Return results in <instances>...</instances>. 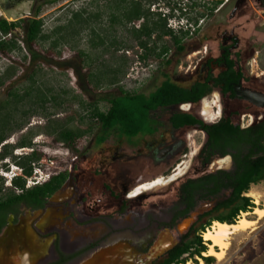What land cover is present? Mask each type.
<instances>
[{
    "label": "rangeland",
    "instance_id": "1",
    "mask_svg": "<svg viewBox=\"0 0 264 264\" xmlns=\"http://www.w3.org/2000/svg\"><path fill=\"white\" fill-rule=\"evenodd\" d=\"M46 1L0 0V19H5L7 22L33 18L37 9L40 8L38 16L43 20V33L50 36L48 40H41L33 44L29 50L23 43L24 35L20 30H16L15 35L12 34L11 37H15L20 51L7 55L0 54V75L10 68H15L13 69L15 70L13 77L0 88V105L9 101V95L12 92L19 95H24L25 92L31 94L30 98L29 96L26 97L18 108L21 112L29 111V116L24 118L26 128L20 132H13L3 144L14 145L29 131H39L32 138V143L35 146V152L41 155V160L39 166L34 167L31 177L27 178L26 184L30 187L36 183H42L48 176L68 172L71 161L76 157L75 163L79 168L76 174L82 173L83 178L93 179L92 189H98V191L96 190L97 192L92 193L88 198L91 199L92 203L95 201L97 203L95 209H93L92 203L89 204L91 206H89L88 217L83 218L82 221L90 223L88 233L92 232L99 237L103 236V238L108 239V242L114 241L113 247L102 252V254L108 253V256H103L97 260L94 258L100 256H84L71 264H126L128 259L139 264L137 260L133 259L135 256L132 257L134 251L142 249L139 251L142 254L136 257H140L141 261L144 262L151 251L156 252L157 243H161L163 247L167 248L172 244H177L195 217L211 210L216 200L200 202L187 218L177 222L170 229L159 228L155 230L152 228L154 231L151 235L149 234L151 230L145 228H140L134 232L135 229L130 227L132 221L143 222L144 215L152 220L158 217L160 219V213H163L177 200L178 189L183 181L212 173L217 167L211 165L208 168L203 167L197 159L198 150L205 141L204 134L197 128H184L177 132L175 137L184 144L183 148L167 157V159L171 157L170 163L166 164L167 161H164L160 167H155L153 153H156V149L162 151L168 145L167 143L163 144V141L161 142L159 135L164 131L171 132L167 121L171 111L160 113V117H163L161 120L163 127L155 135H139L132 139H126L111 132L102 144L97 145L96 139L100 136V131L89 118L90 108L88 104L96 103L101 111H106L109 106L107 101L119 96V88L128 92L148 95L167 78L182 87L191 85L196 80L194 69L199 64L201 57L204 56L205 52H208L209 56H216L221 42L219 35L230 34L231 32L238 43L235 53L238 54V63L244 73V87L264 94V9L256 0H224L212 16L199 19L196 27L187 25L190 32L188 37L183 40L185 53L178 54L168 37L160 41L153 35L152 43L149 46L156 44L160 48L165 45L168 52L163 58L157 59L148 56L141 60L140 58L144 55L143 50L124 27L111 26L109 12L107 7H104L105 4L99 3L96 6L91 3V0H60L55 4L44 3ZM210 1L158 0L155 7L150 6V11L164 14L168 9V3L169 8H171L175 6L174 4L182 2L189 6L185 9L187 16L193 18L196 12H205L204 6L207 7L205 3ZM194 3L196 7L192 8ZM180 6L182 7L181 3ZM174 9V14L177 16L179 12L176 7ZM80 11H83V19L92 17L96 13L99 14V18H91L89 23L80 29L79 34L71 41L61 43L59 36L69 31L68 25L75 26L72 14ZM140 24L141 21L135 22L133 26L138 28ZM185 25V19L179 20L177 18L167 22V26L175 33H178V26ZM64 27L66 28L62 31ZM91 29H94L105 40L106 45L104 47H94L97 39L95 40V36L91 34ZM57 39L59 41H56L57 44L53 46L52 43ZM113 41H115L116 47H107ZM105 47L109 49L105 50ZM79 52H83L84 56L87 57L85 64L80 63L82 58L79 57ZM165 60H169L170 64L166 65ZM110 70L114 72L119 70V73L117 72L113 76ZM91 74L94 76L91 77ZM97 78L100 79L101 83L99 88L94 87ZM109 81L114 84L109 85ZM37 90L47 94V97L54 96L56 101L48 100L41 109L40 103H36ZM213 92L217 93L216 91ZM204 99L212 102L214 100L213 94ZM34 101L35 103H33ZM79 102H82L84 106H81ZM221 105L223 116H230L234 124L239 123L243 127L252 123V119L255 122L260 115H264V109H255L238 100L224 99ZM199 107L200 104L193 106L191 113L197 111ZM214 110L215 112L218 111L217 108ZM17 116V123H19L22 120L20 118L22 115L18 114ZM248 116L252 118L250 119ZM217 120L214 119L213 123ZM48 121H55L64 127L83 131L91 126L92 131L77 139L71 147H65L55 141L52 136L44 133ZM166 138V141L170 142L169 135H166ZM194 150H197V155L192 159L186 176L172 184L143 192L131 200L127 199L129 194L126 191L132 190L140 183L162 177L165 175L164 169H167L169 173L172 171V167H176L185 161L183 158L185 154ZM30 151L28 149L24 152L17 150L16 153L23 154ZM16 153L15 150L12 151L13 156H16ZM6 161L12 163L10 159ZM0 168H3L1 163ZM229 168L230 165L228 164L221 169L228 170ZM0 178L4 189L12 188V184L10 187L7 185V179L1 176ZM107 185H109L110 190L116 192L119 200L115 201L113 196H108L109 193L103 189V186ZM227 195L228 192H224L221 196L226 197ZM246 197L252 202L251 211L246 214L249 219H256L251 214L255 208H264V181L252 185ZM119 201L123 207L117 209ZM242 214L245 213H241L236 221ZM23 219L24 228L22 231L19 230V237L15 233L9 240L12 242H15L14 239L20 240V235L24 237V240L32 237L34 239H31L36 241L34 245H37V242L41 244L39 246L42 256H37L38 249L34 245L28 252L27 248L29 250L30 245L26 243L13 256L14 264H30L31 258L36 264L48 260L52 255V236L43 240L33 231L34 227L39 228V225H45L46 220L41 222L42 215L28 212L24 214ZM60 222L61 224L57 225L56 220L53 224L46 223V226L49 225L50 229L52 227L62 229L63 244L74 241L75 237L77 238L84 233L83 231L72 232L74 226L71 223ZM148 226L151 227V225ZM201 239L205 242L202 235ZM117 241L120 244H117ZM228 245L223 260L217 261L214 258L213 264H264V218L257 222L252 231L231 236ZM207 249L209 250L208 245ZM119 250L123 252L122 255L124 256H116ZM214 250L218 251L217 248ZM200 261L198 260V263Z\"/></svg>",
    "mask_w": 264,
    "mask_h": 264
},
{
    "label": "trees",
    "instance_id": "2",
    "mask_svg": "<svg viewBox=\"0 0 264 264\" xmlns=\"http://www.w3.org/2000/svg\"><path fill=\"white\" fill-rule=\"evenodd\" d=\"M58 1L60 0H47L44 3L55 4ZM223 1L211 0L205 3L207 6H204L205 12H196L193 18L187 16L185 9L189 6L182 2H180L182 7L179 2L174 4L179 12L177 16L174 14V7L169 8V3L164 14L151 12L150 6L155 7L158 0H91V3L96 6L99 3L105 4L104 7H107L109 12L111 26L118 25L126 29V32L143 50L144 55L140 59L144 60L148 56L157 59L163 58L168 52L165 45L160 48L156 44L149 46L152 43L153 35L160 41L168 37L178 54L185 53L183 40L188 37L190 32L187 25L196 27L199 19L212 16L214 11L223 4ZM260 3L261 7L264 8V0H260ZM195 7L196 4L194 3L192 8ZM39 11L40 8L37 9L33 18L19 19L15 22L0 19L1 55L20 51L15 37H11L12 34L15 35L16 30H20L24 35L23 43L29 50L33 44L50 38L49 35L43 33V20L38 16ZM82 14L83 11L72 14L75 26L68 25L69 31L59 36L61 43L71 41L79 34V30L89 23L91 18H99V14L96 13L92 17L83 19ZM177 18L179 20L185 19L186 25L178 26V33H175L167 26V22ZM139 21H141V24L138 28H135L133 23ZM129 26L130 28H128ZM55 32L57 31L55 30ZM91 34L95 36V40L97 39L94 47H104L106 45L105 40L94 29H91ZM7 37L9 38L6 39ZM59 40H55L52 43L53 46ZM234 43H237V41ZM107 47H116L115 41L109 43ZM107 49L109 48L105 47V50ZM78 55L82 58L80 63L85 64L87 58L84 56L85 54L79 52ZM235 61L238 62V54H236L235 59L227 56L223 61L226 71L218 78L208 77L204 82L193 83L187 87L179 86L166 79L148 95L128 92L119 88V96L107 101L109 106L106 111H101L96 103H89V118L100 131V136L96 139L97 145L102 144L111 132L126 139H132L139 135L152 136L162 125L158 121L160 113L181 105L191 104L195 106L215 87L220 88L222 95L235 99L233 88L242 79V74L240 72L236 73L234 70ZM165 64L169 65L170 61L165 60ZM13 69L15 68H10V70L0 75V88L13 77L15 71ZM115 72L110 70L113 76L117 72L119 73V70ZM113 78L116 80L115 77ZM210 82L212 86H209ZM113 84V82L109 83V85ZM32 85H34V82H32ZM100 85V79L97 78L94 87L99 88ZM28 96L29 98L31 96L29 92H25L24 95L12 92L9 95V101L0 105V161L10 159L13 164L21 169V175L12 180L11 189H4L0 178V226L4 224L5 214L12 212L14 207L19 204L26 205L30 209L41 208L45 199L52 196L66 178V173L60 172L51 176L45 183H37L33 187L26 188L27 178L31 177L34 167L39 166L41 160V155L35 152V146L32 143V138L38 134V130L29 131L14 145L3 144L13 132H20L26 128L24 118L29 116V111L21 112L18 108ZM35 98L36 103H40L41 109L48 100L56 101L54 96L47 97V94L40 90L36 91ZM79 103L84 106L82 102ZM18 114L22 115L20 117L22 120L19 123L16 119ZM168 124L174 130L197 128L204 133L206 141L198 155L202 165H208L216 158L229 155L232 160V169L208 173L190 179L181 185L177 208L184 206V210L177 212L174 219L186 217L199 202L209 200H216V202L209 212L198 217L186 235L182 237L180 243L168 251L158 264H197L198 260H201L204 264H213V257L203 255L208 251L207 245L209 243L203 242L201 235L211 226L212 222L234 224L241 213L251 211L252 202L246 197V194L252 185L264 181V118L247 128L241 129L239 125L234 124L230 116H223L216 123L205 125L190 113L173 112L168 119ZM91 131V126L83 131L64 127L55 121H48L44 133L52 136L59 144L71 147L77 139L82 138ZM26 149L31 151L16 156L12 155L13 150L24 152ZM222 192H228V195L223 197L221 196L223 195ZM59 257V260L52 264H65L73 258V256Z\"/></svg>",
    "mask_w": 264,
    "mask_h": 264
},
{
    "label": "flooded vegetation",
    "instance_id": "3",
    "mask_svg": "<svg viewBox=\"0 0 264 264\" xmlns=\"http://www.w3.org/2000/svg\"><path fill=\"white\" fill-rule=\"evenodd\" d=\"M256 1L260 3V0H256ZM260 6H261V3H260ZM219 40L221 42L219 43V46L217 49V55L216 56H209L208 52H205L204 56L201 57V59L199 60V64L194 69V76H195L196 80L193 83L204 82L208 79V77H212L213 79L218 78L222 73H224L226 71V69L224 67V62H223L225 60V58L228 56V58L233 59V57L236 56L235 50L238 46L237 45L238 43H234L235 41H237V39L235 37H233L232 32L230 34L224 33L222 35H219ZM234 68H235L234 70L236 73L240 72L242 74V79L239 80V82L236 85H239V88H241V89H247L246 87H244L245 82H244L243 70H242L241 66L239 65V63L238 62L236 63V61H235V67ZM209 86H212L211 82L209 83ZM234 88H233V93L235 94V99H231L227 95H225V96L222 95L219 87L213 88L211 93H209L206 96V97H208V96L213 94L214 100L212 102L207 101L208 103H210L212 111H213V120L218 119L217 121H219L223 117V108H222L221 104H222V101L224 99L234 100V101L238 100V101H241L243 103L250 105L249 103H247L243 99L236 96ZM213 91H216L217 93H215ZM258 93H260V92H258ZM206 97H204V98H206ZM204 101H206V100L202 99V102L200 101L198 103V104H200V107L197 111H195L194 113H191V111H189V112L196 119H198L202 122L204 121L206 123L214 124L217 121L214 123H213V120L211 122H208L209 120H207V118L205 117V115L202 111V103ZM184 106H186V105H184ZM250 106L255 108V109H258V110L264 109V106H262V107H256V106H252V105H250ZM215 108H217L218 111L215 112V110H214ZM167 111H171V113L175 112L174 109H170ZM171 113H170V115H171ZM160 115L161 114H159V116H158V121L161 123V120L163 117L161 118ZM170 115L167 117V121H168ZM233 116H236V114H233ZM248 117L250 119L252 118L251 116H248ZM263 118H264V115H262V116L260 115L255 122H258V121L262 120ZM237 122H238V119H237ZM255 122H253V119H252V123H250L246 127L240 126L239 123H237L236 125H239L241 129H244V128L249 127L250 125H252ZM161 124L162 125L159 127L158 131L163 127V123H161ZM170 130H171V132L164 131L163 133H161L159 135L161 138V142L163 141V144L167 143L168 145L162 151H159V149H156L155 150L156 153H153V163H154V165H156L155 167H160L164 161H167L166 164L170 163L171 157L169 159H167V157H169L170 154L175 153L176 151H179L184 146V144L181 142V140L179 138L175 137V134L177 132H179L181 129L180 130H174V129H172V127H170ZM158 131L156 133H158ZM166 135L167 136L169 135L170 142L166 141L167 140ZM205 141H206V136H205ZM205 141H204V143H205ZM204 143L202 144V146L198 150V155L201 152V149H202ZM194 151H196V152H195L194 156L192 157V159L194 157H196L195 155H197V150H194ZM194 151H192V152H194ZM150 153L152 154V152H150ZM190 153L191 152H189L188 154H185L183 156L185 161L188 160L187 157H188V155H190ZM227 157H230V156L226 155L222 158H216V159L212 160L208 165L207 164L206 165L201 164V166L208 168L211 165V166H215L217 168H224V167L228 166V164H229L230 168L228 170H226V171H229L230 169H232V160L230 157V161H229ZM192 159L189 160L188 169L186 170V172L182 176L179 175L180 177L174 179L173 181L169 182L168 184H172L176 180L186 176V174L188 173V171L190 169ZM197 159L199 161H201L198 156H197ZM76 160H77V157L71 161L70 169L68 172H65L66 178H65V181L63 182V184L61 185V187L52 196L45 199L43 206L41 208L30 209L26 205L19 204L16 207H14V210L12 212H8L5 214L4 224L0 226V235H1L0 236V264H14V261L12 260L13 256H15V254L19 250L22 249L21 247H24L25 244L28 243V245H30V246H29V250L27 248V251L30 252L31 251L30 249H32V246L34 245V243H36L35 240H32L34 238L31 237L32 238L31 239V238L26 237L27 239L24 240V237H22V235H20V238H19L20 240L14 239L15 242H12L9 240L12 237V235L15 233L19 237V233H20L19 230L22 231L24 228V219H23L24 214L27 212L42 215L43 219H41V222L46 220L47 224H53V222L55 223L56 220H57V223H56L57 225L61 224L60 221H62L63 223H71L74 226L73 230H71L72 232L73 231H76V232L83 231L85 233V234L83 233V234L79 235L77 238L75 237L74 241L72 240L70 243L66 242L63 244L64 237H63L62 229L60 230V228H58V227L56 229H54L53 227L50 229L49 225L46 226L47 225L46 223H45V225H39V228L34 227L33 231L35 232V234L40 239L44 240V239L52 236V247H51L52 248L51 249L52 255H51V257L48 260H45L44 262L37 263V264L55 263L59 260V258H60L59 256H73V258L70 261L66 262L65 264H71V263L83 258L84 256H89V255L100 256L98 258H94V260L100 259L103 256H108V253L102 254V252H104L108 249H111V247H113L112 244L114 243V241L108 242V239L103 238V236L99 237V236L95 235L96 233H92V232L88 233V225L90 223H84L82 221L83 218L88 217L89 206H91L89 204L92 203L91 199H89L88 197H90V195L92 193L97 192L98 189H96L97 191L92 189L93 182H94L92 178H83L82 173H79V175L76 174L77 170L79 169L75 163ZM222 160L223 161L226 160L227 162L225 164L223 163L222 166H218V162L222 161ZM185 161H182L179 165H181ZM179 165H177L176 167H172V171H169V173H168L167 169H164L165 175H163L162 177H158V178H156L152 181H149V182L140 183L139 185H137L132 190L126 191L129 194L128 195L129 197H127V199L131 200L132 198L138 197L143 192H146L144 190H138L139 194L137 196H135V197L131 196V193L134 192L137 188H139L143 184H146V185L152 184L157 179H163L166 181L169 177H171L175 173V170L177 169V167ZM217 171H219V170H217ZM215 172H216V170L212 173H215ZM50 177L51 176H48L45 180L42 181V183H45ZM188 180H190V179H186L185 181H183V183L181 185L186 183ZM42 183H38V184H42ZM168 184H166V185H168ZM181 185L179 186V189H178L177 200L174 203H172L167 209H165V211L163 213H160L161 218L159 219V217H158V218H154V220H152L151 218H148L147 215H144L145 219L143 222L139 221V220L138 221L133 220L132 223L130 224V227L135 229L134 232H137V230L140 228L141 229L145 228V229L151 230V232L149 233L151 235L152 232L154 231V229L155 230H157L159 228L170 229L177 222L187 218V216L196 208V206L200 202L196 204L195 208L186 217L174 219L177 212L184 210V206L177 208V205L179 203V194H180L179 191H180ZM33 186H31V187H33ZM163 186H165V185H163ZM26 188H30V186H28L26 184ZM155 188H157V187H155ZM155 188H152V189H155ZM103 189H104V191L109 193L108 196H113L115 201L119 200V198H117L116 192L114 190L109 189V185L103 186ZM152 189H150V190H152ZM150 190H147V191H150ZM223 193L224 192H222V194ZM209 201H212V200H209ZM96 203H97V201L92 203L93 209H95ZM121 204L122 203L119 201V203L117 205V209H120L123 207V206H121ZM209 211L210 210L205 211V212L197 215L195 217L194 221L190 224L188 230L196 222V220L198 219L199 216H201V215H203ZM92 222L96 223L97 221H92ZM148 225H151V227H149ZM118 227L121 228L120 226H118ZM152 228H154V229H152ZM15 229H18V230H15ZM188 230L186 231V233L188 232ZM186 233H184L179 238V241L177 244L180 243L182 237L184 235H186ZM71 234H73V233H71ZM5 239H7V240H5ZM118 241H117V244H120ZM39 245H41V244L38 242H37V245L36 244L34 245L37 247V248L36 247L35 248L38 249L36 254L38 253L37 256H42L41 255L42 253L40 252V246ZM165 248H167V247H163L161 243H157L156 248H155L156 252L154 253L153 251H151L149 256H147L145 258L144 262L141 261L140 257H136V256H139V254L140 255L142 254L141 252H139L142 249H139V251H134L132 253V257L135 256L133 259L137 260L138 261L137 263H139V264H144L145 262H147L148 259H152L149 261L150 262L149 264H158V262L162 259V257L165 256V254L167 253V252L163 253ZM122 253L123 252L121 250H119L118 254L116 256H124V255H122ZM11 254H13V255L10 256ZM33 260L34 259L31 258L30 264H36V262H33ZM107 261H108V259H107ZM39 262H41V261H39ZM126 264H135V263L132 262L131 259H128V260H126Z\"/></svg>",
    "mask_w": 264,
    "mask_h": 264
},
{
    "label": "bare ground",
    "instance_id": "4",
    "mask_svg": "<svg viewBox=\"0 0 264 264\" xmlns=\"http://www.w3.org/2000/svg\"><path fill=\"white\" fill-rule=\"evenodd\" d=\"M256 104H259L257 99H254ZM202 111L209 120L208 122H211L213 120V111L211 108L210 103L207 101H204L202 103ZM196 151L191 152L190 155L187 157V162L182 163L177 167L175 170V173L169 177L166 181L163 179H157L154 183L152 184H143L139 188H137L134 192L131 193L132 197H135L139 194L138 190H150L155 187L163 186L168 184L169 182L173 181L174 179L180 177L179 175H183L186 170L188 169V163L189 160L192 159ZM227 161L222 160L218 162V166H222L223 163L225 164ZM253 216L256 217V219H249L248 215L242 214V216L234 223V224H226V223H219V222H213L211 227L207 229L205 232L202 234V238L205 242H208V247L209 250L203 254L204 256H210L215 258L217 261L223 260V257L225 255V252L227 251L229 245L228 242L230 240V237L233 235H238L239 233L247 232V231H252L257 222L262 220L264 218V208H255L252 212ZM217 248L218 251H215L214 249ZM186 264H192V263H186ZM197 264H204L202 261H200Z\"/></svg>",
    "mask_w": 264,
    "mask_h": 264
},
{
    "label": "water",
    "instance_id": "5",
    "mask_svg": "<svg viewBox=\"0 0 264 264\" xmlns=\"http://www.w3.org/2000/svg\"><path fill=\"white\" fill-rule=\"evenodd\" d=\"M234 91L236 93V96H238L239 98L243 99L244 101H246L250 105L256 106V107L264 106V94L258 93V92H255V91H251L249 89H241V88H239V85L235 86ZM254 99H257L259 104H256V103L253 104V102H255ZM201 102H202V100H201ZM191 108H192L191 104H187L186 106H184V105L182 106L181 105L179 107H175L174 111L175 112H181V113H189V111H191ZM203 123L205 125H210L211 124V123H206L204 121H203ZM227 158L230 161V157H227ZM217 170H222V169L221 168H217L216 171ZM175 245L176 244L170 245L167 249H165L163 251V253H166V252L170 251L172 248L175 247ZM150 260H152V259H148L147 262H145L144 264H149Z\"/></svg>",
    "mask_w": 264,
    "mask_h": 264
},
{
    "label": "clouds",
    "instance_id": "6",
    "mask_svg": "<svg viewBox=\"0 0 264 264\" xmlns=\"http://www.w3.org/2000/svg\"><path fill=\"white\" fill-rule=\"evenodd\" d=\"M16 151H15V153H16ZM16 155H19V154L16 153ZM6 160L0 161V163L3 165V168H4V169L0 168L1 169L0 176L3 177L4 179L8 180L7 185L10 187L12 180L14 178H16L17 176L21 175V169L19 167H17L15 164L9 163Z\"/></svg>",
    "mask_w": 264,
    "mask_h": 264
}]
</instances>
